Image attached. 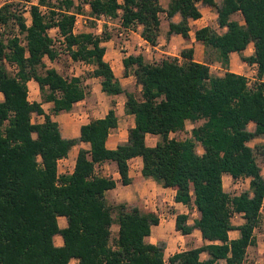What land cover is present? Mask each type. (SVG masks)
I'll return each mask as SVG.
<instances>
[{
    "label": "trees",
    "instance_id": "obj_1",
    "mask_svg": "<svg viewBox=\"0 0 264 264\" xmlns=\"http://www.w3.org/2000/svg\"><path fill=\"white\" fill-rule=\"evenodd\" d=\"M199 2L215 10L217 25L225 28L218 32L203 26L195 31V39L227 69L222 75L211 73L209 62L194 61L192 48L180 51L182 61L166 56L153 63L141 54H129L122 60L123 74L132 72L140 86L137 95L121 85L104 59L103 42L111 36L106 31L74 32L76 15L87 5L92 18L119 16L122 27L141 25V36L152 45L159 35V13L165 11L169 19L179 14V22H169L167 37L175 33L186 38L188 19L201 16ZM15 5L27 8L29 23ZM236 13L242 22L233 18ZM10 22L23 34L24 43L15 33L1 30ZM54 27L69 57L93 66L88 75L99 79L103 92L125 94L124 113L133 116L134 126L113 149L106 142L118 126L114 101L103 117L82 124L76 138L62 136L52 118L71 111L89 93L83 77H67L46 65L45 58L54 61L59 55L49 34ZM249 43L254 52L244 56ZM232 52L255 63L258 77L264 74V0H169L166 10L159 0H16L2 5L0 264H69L71 259L77 264H242L247 248L256 244L264 199V175L257 161V154L264 156V141L249 145L256 137L264 140V82L248 85L244 75L229 71ZM29 80L37 82L41 102L28 99ZM43 102L51 103L49 113ZM33 114L42 115L43 121H33ZM199 120L190 137L170 136L184 130L187 121ZM147 134L158 135L154 146L146 144ZM79 142L89 147L78 150L71 173L59 174L58 160ZM134 157H141L142 177L174 188L176 202L195 207L198 217L187 223V214H177L175 228L182 234L198 229L200 246L166 260L164 242L146 241L151 226L158 223L154 213L120 203L113 217L105 192L116 182L97 174L95 166L114 161L121 184L127 185L128 162ZM224 173L234 179L248 177V188L230 194L223 187ZM234 213L242 214L241 224L232 223ZM59 216L66 217V227H59ZM113 223L118 224L114 236ZM234 229L239 236L230 238ZM57 234L63 238L61 246L54 244Z\"/></svg>",
    "mask_w": 264,
    "mask_h": 264
},
{
    "label": "crops",
    "instance_id": "obj_2",
    "mask_svg": "<svg viewBox=\"0 0 264 264\" xmlns=\"http://www.w3.org/2000/svg\"><path fill=\"white\" fill-rule=\"evenodd\" d=\"M121 1V0H120ZM162 8L164 10L167 9L168 2L169 0H159ZM167 2L166 4H164ZM87 6V5H86ZM197 7L201 12V16L197 19H188V25H189V31H188V37H183L180 34H175L172 33L170 34L169 37H167V31L169 29V22H179L181 20V17L179 14H175L172 16L170 19L167 18L166 12L161 11L159 13V18H160V25H159V35L157 38V43L155 45L150 44L148 41H146L140 34L142 26L137 25L136 28H133V32L131 33V40L129 42L125 43V46L128 48V51L126 52H118L116 47H112L113 41L110 37V39L106 40L103 42V45L105 46V54H104V59L109 63L111 66L115 76L119 79L121 85L125 88V86L122 83V79H127L130 77H134L132 72H129L128 75L123 74V63L122 60L125 56L129 54H141L146 61H149L152 57L161 59L166 56H177L179 57V60L182 61L183 59L179 56L180 51L183 49H188L192 48L193 50V60L197 62H208V57H207V49L205 46L197 41L195 39V31L203 26H210L212 28H215L218 32H222L225 30V28H220L217 25V13L215 10H213L211 7L203 5L202 3H197ZM77 16V15H76ZM97 22V29L96 33L99 35L100 33L102 34L103 26L110 25L113 22H117L118 25H120V18L119 16L112 18V20H107L102 17L100 18H93ZM75 21V25H76ZM104 24V25H103ZM74 25V32H75V26ZM51 31L58 32V29L56 27L51 28L49 30V34ZM88 31V30H85ZM100 34V35H101ZM51 35V34H50ZM52 36V35H51ZM254 52V47L252 43H249L247 48L242 51V54L244 56H249L253 54ZM75 63H80L84 64L85 62L82 61H74ZM87 64V63H86ZM90 65V64H88ZM92 66V65H91ZM209 67L210 71L213 68L214 70H217L215 73L217 75H222L227 69L223 67L218 61H214V63L209 62ZM56 70L60 73V71L57 69L55 66ZM93 68V66H92ZM91 68V70H92ZM228 70L237 74H242L244 76H251L256 82H264V74L261 77H258L257 75V65L255 63H248L246 61H243L241 59V56L237 52H232L230 53L229 56V64H228ZM212 73V71H211ZM74 76H79L76 75V73H73ZM71 75V76H73ZM90 81L89 83H93L94 85L91 86V88L94 90L97 89L99 92L106 94L101 90L99 79L97 77H89L88 78ZM28 85V94H29V88L32 86L33 88L35 86H38L37 82L34 80H29L27 82ZM39 88V87H38ZM140 90V86H139ZM40 91V90H39ZM40 94H34V97L32 99H28L30 101H37L41 102V92ZM121 95V94H118ZM118 95H107L108 99L110 100V103H108V106L103 104V108L105 107L103 113L96 117V118H101L105 115L107 110L111 107L112 101L115 102L114 108L118 116V126L111 130V132H114L116 137L115 138H110L111 133L108 136L106 145L108 148H115L119 143L123 142L127 138V133L128 129L130 127L134 126V118L130 114H125L124 113V101L125 99H121V102L115 101L116 97ZM94 97V96H93ZM2 98V94L0 93V99ZM97 98L100 99L98 96ZM80 102H86L88 105L92 102V96H86L83 100L78 101L76 104H79ZM44 103H49V102H43L42 107L44 108ZM50 108H51V103ZM75 106V105H74ZM73 106V107H74ZM90 107L92 106L91 104L89 105ZM88 107V108H90ZM94 108L91 109L90 111L93 114H96L98 111V108L96 104L93 106ZM50 108L48 111L45 110L46 113L50 112ZM61 113V112H60ZM60 113L56 115H52V118L54 120L55 116L59 115ZM36 116L37 120H34L33 117ZM95 118V119H96ZM33 121L41 122L43 121V116L42 115H36L33 114L32 116ZM57 121V120H56ZM90 121V120H89ZM88 121V122H89ZM58 122V121H57ZM123 122H127V128L125 130V135H122L121 130L119 129V126L123 124ZM87 123V122H84ZM83 123V124H84ZM187 123V122H186ZM82 125V124H81ZM80 125V126H81ZM249 128L253 129L254 124L250 123ZM80 129V127H79ZM79 129L77 133L73 137L69 136H64L66 138H76L79 136ZM63 136V135H62ZM159 137L158 135L154 134H147L146 135V144L148 146H154L156 142L158 141ZM264 140L262 137H256L253 140L249 142V145L251 146L253 143H262ZM200 145V144H199ZM201 146V145H200ZM89 144L86 142H79L75 144L71 150L69 151L68 155L66 157H63L58 160V173L59 174H65V173H71L74 169L75 165V160H76V155L77 152L80 148H88ZM198 152V151H197ZM203 148L201 152L202 153ZM134 162L136 163V168L138 172L135 174L131 173V163ZM129 176L131 177V183L127 185H123L120 182V175L117 172V167L116 163L114 161H104L100 164H97L95 166V172L99 175L108 176L107 173V167L108 164L110 166H113L115 171L113 172V175L111 178H113L116 182V186L112 189H109L105 192V198L106 201H111L115 200L116 203H126L128 205H133L137 206L140 210L144 212H151L154 213L158 217V223L154 224L151 226V231L150 234L146 237V241L157 244L159 242H164L165 247H164V258L168 260V258L173 255L176 252L183 251L189 248H193L196 246H200L203 243V239L201 237L200 231L198 229H194L190 234H182L175 228V219L177 214H187L188 215V220L187 223H192L195 218L198 217V213L195 209V207H189L181 202H176L174 200V195H175V189L171 187H162L158 183H156L154 180L150 178H144L141 176L140 171L142 168V160L141 157H134L129 160ZM103 168V171L98 173L97 169ZM231 179V182H233L234 187H237L242 183L243 179H248L246 178H238L234 179L232 176L228 173H224L222 176V181H223V187L225 189V184H224V179ZM226 190V189H225ZM227 191V190H226ZM117 204V205H118ZM116 218L115 216H113ZM232 223L234 225H239L243 222L242 214L241 213H234L231 217ZM58 225L59 227L63 228L67 226V219L65 216H59L57 218ZM114 228L115 232L117 233L118 231V224L113 223L111 226ZM231 233H233V237L231 236ZM230 238H236L239 236V230L234 229L229 232ZM257 243V241H256ZM54 244L57 246H61L63 244V238L61 235L57 234L54 236ZM256 245V244H255ZM253 245V246H255ZM247 248V252L250 247ZM246 252V253H247ZM204 258L206 257L205 254ZM246 258V257H245ZM69 264H77L76 259H71L69 261ZM170 264V263H169Z\"/></svg>",
    "mask_w": 264,
    "mask_h": 264
},
{
    "label": "rangeland",
    "instance_id": "obj_3",
    "mask_svg": "<svg viewBox=\"0 0 264 264\" xmlns=\"http://www.w3.org/2000/svg\"><path fill=\"white\" fill-rule=\"evenodd\" d=\"M15 1L16 0H6L5 3H12ZM34 1H36V0H34ZM76 2H77V0H76ZM50 3L51 4H57V0H50ZM166 3L167 2H165L164 4H166ZM15 6H17L16 8L24 11V15L27 19V22L29 23L30 22V16H29L27 9L23 6H20V5H15ZM42 9H43V11L46 10L45 7H43ZM233 18L242 22V16L240 13L234 14ZM76 21L77 22L75 25L76 26L75 32L88 30V31L93 32L94 34H97L96 33L97 22L90 16L88 6H85L84 12L82 14H77ZM102 28L104 31H106L111 36V39L113 41L112 47H116L118 52L119 51L120 52L121 51L122 52L128 51V48L125 46V43L129 42L131 40V36L126 35L124 32H122L121 27H120V25H118L117 22H113L110 25L105 24ZM1 30L2 31L5 30L4 31L5 33H15L17 36L20 37L21 41L24 43L23 34L19 33L17 26L14 25L13 22H10L9 27H7V28L1 27ZM50 34L52 35V37L54 39L55 46L59 50V55L54 61H50L49 59L45 58L46 65L48 67H55L56 66L57 69L60 71V73L63 74L64 76H67V77H70L71 75H73V73H76V75L83 77L84 83L86 84L87 89L89 91V93L87 95L92 96V102L90 103L92 105L91 107L89 106L90 104L88 105V103H86V102H80L79 104H75V106L72 108L71 111L61 112L59 115L55 116V119L59 123L61 134L63 136L73 137L77 133L81 124H83L84 122H88L89 120H93L96 117L100 116L105 109V107L103 108V104L108 106V103H110V100L108 99L106 94L99 92L97 87H96V90L95 89L93 90L91 88V86H93L94 84L89 83L90 80L88 78L90 76L88 75V73L91 71L92 66L88 65L86 63H84V64L75 63L69 57L66 50L64 49V46L61 44L58 32L51 31ZM5 35H7V34H5ZM207 57H208V62L214 63V54L213 53L208 52ZM150 61L157 63L160 61V59L152 57L149 60V62ZM7 68L9 69L10 72L14 71L13 66H11L9 64H7ZM211 71L213 74L217 75L215 73L217 70H214L212 68ZM122 83L125 86V89L133 91L134 93L139 95V93H140L139 85L136 83V80L133 77H130L127 79H122ZM39 92L40 91H39L38 86H35L34 88L32 86H30L29 94H28L29 99H32L34 97L35 93L40 94ZM98 96L100 97V99L97 98ZM122 98L125 99L124 93H122L121 95H118L116 97L115 101L121 102ZM94 104H96V106L98 108V111L96 112V114H93L90 111V108L91 109L94 108L93 107ZM43 105H44L45 110L48 111L50 108V104L44 103ZM88 107H90V108H88ZM33 119L37 120V117L34 116ZM201 123H202V120L196 121L194 123L187 121L184 130L178 131L175 133H171V136L176 138V139L188 138L191 136V129L194 126L200 125ZM127 127H128L127 122H123V124H121L119 126V129L121 130L122 135H125V130ZM115 137H116L115 133L111 132L110 138L112 139ZM255 144H258V143H253L251 146H254ZM196 149L198 152L202 151V147L199 145V143H197ZM257 161L260 164L261 172L264 175V156L257 154ZM107 169L108 170H107L106 174H108V176L112 177L115 169L113 168V166H110L109 164H108ZM97 171H98V173H100L103 171V168L98 167ZM136 172H138V170L136 168V163L132 162L131 163V173L135 174ZM224 184H225V189L227 190V192H229L230 194H238L242 190L248 188L249 180L243 179L242 183H240L239 186L234 187L233 182H231V179L225 178ZM107 203H108V205L113 207L112 215L116 217L117 212H116L114 207L119 202L116 203L115 200L114 201L108 200ZM254 234H255L257 243L255 246L249 248L248 252L246 253V258L242 264H264V207H263V213L260 214L259 226L255 229ZM112 235L113 236L116 235V232H115L113 227H112ZM231 236L233 237V233H231ZM202 258H204V255H202Z\"/></svg>",
    "mask_w": 264,
    "mask_h": 264
},
{
    "label": "built area",
    "instance_id": "obj_4",
    "mask_svg": "<svg viewBox=\"0 0 264 264\" xmlns=\"http://www.w3.org/2000/svg\"><path fill=\"white\" fill-rule=\"evenodd\" d=\"M6 2V0H1L0 1V7L2 6V5H4V4H6L5 3ZM26 8V7H25ZM27 9V8H26ZM100 17H102V18H104V19H107V20H112V18L111 17H106V16H100ZM99 17V18H100ZM120 27H121V31L122 32H124L126 35H131V33L133 32V30L131 29V28H125V27H122L121 25H120ZM61 39L62 38H60V41H61ZM150 62H152V61H150ZM153 63H155V62H153ZM246 77V80H247V84L248 85H252L256 80H254L251 76H245ZM172 133H175V132H172ZM170 136H171V134H170ZM172 137V136H171ZM263 207H264V199H263V202H262V205H261V208H260V214L261 213H263ZM166 264H169L168 262L166 263Z\"/></svg>",
    "mask_w": 264,
    "mask_h": 264
}]
</instances>
